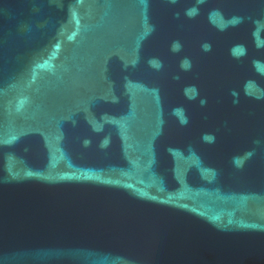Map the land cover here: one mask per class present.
<instances>
[{
    "label": "water",
    "instance_id": "obj_1",
    "mask_svg": "<svg viewBox=\"0 0 264 264\" xmlns=\"http://www.w3.org/2000/svg\"><path fill=\"white\" fill-rule=\"evenodd\" d=\"M0 264H264V0H0Z\"/></svg>",
    "mask_w": 264,
    "mask_h": 264
}]
</instances>
